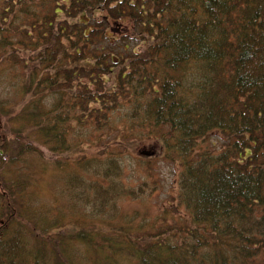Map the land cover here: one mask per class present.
Listing matches in <instances>:
<instances>
[{"label": "trees", "instance_id": "16d2710c", "mask_svg": "<svg viewBox=\"0 0 264 264\" xmlns=\"http://www.w3.org/2000/svg\"><path fill=\"white\" fill-rule=\"evenodd\" d=\"M10 2L0 78L26 102L7 127L23 144L0 140V264H75L79 243L96 264H117L127 249L137 264H264V0ZM127 20L141 40L122 49L114 31L132 27ZM12 58L13 69L1 68ZM124 107L131 116L120 126L141 132L128 149L151 142L177 158L190 221L156 233L139 224L122 243L96 227L40 226L46 219L27 206L21 179L32 155L44 147L70 156L87 130L92 139L103 127L115 134L113 115ZM122 134L105 148L123 141L125 150ZM17 169L18 179L9 175Z\"/></svg>", "mask_w": 264, "mask_h": 264}, {"label": "rangeland", "instance_id": "374dc122", "mask_svg": "<svg viewBox=\"0 0 264 264\" xmlns=\"http://www.w3.org/2000/svg\"><path fill=\"white\" fill-rule=\"evenodd\" d=\"M10 5V0H0V21L8 17L6 8L7 11H11ZM12 26L14 31L21 27L20 24H12ZM115 27L119 29V33L114 31V34H117L119 40L121 37L123 39L119 41L122 49L124 46L130 48L140 43L141 38L132 35L135 27L124 25ZM3 35L0 34V37ZM13 36L16 38L18 35L13 33ZM3 50L5 49L0 47V53ZM15 61L16 59L12 58L1 68L13 69ZM22 70L21 65L17 71L22 72ZM8 73L13 77L12 72L8 71ZM10 81L13 85L14 81ZM12 85L8 80L0 78V140L3 138L17 146L18 143L21 145L23 143L7 127L12 122V116L26 100L18 95L14 88L12 89ZM7 90L13 92L10 97L5 96ZM120 109L114 112L112 119V124H116L119 128L115 134L114 131L109 132L103 127L102 131L96 130L99 133L92 139L87 137L89 136L87 130L81 138L72 143L76 148L73 152L69 150L70 156L66 154L65 149L63 154L55 153L52 156V152L49 154L41 146H39L41 154L32 155L31 161H28L31 164L27 170H24L26 176H22L21 179L25 182L24 186L30 195L26 201L27 206L41 213L46 219H40V226L44 224L54 228L67 226L87 233L96 227L103 235L108 233L117 236L122 243L125 238L130 239L127 235L128 230L131 228V232L135 234L139 224L144 227L147 224L153 225V233H156L161 226L170 225L172 229L184 228L186 222L190 221L188 206L182 205L178 198L181 166L177 158L172 152L163 156L162 148L151 142L134 152L128 149L127 145L133 146L135 136H140L141 132L131 121L127 123L129 132L126 131L125 126H120L125 125V121L129 120L127 117L131 116L128 112L129 108H126L127 112L122 109L121 113H117ZM123 132L127 133L125 150L122 149L123 141L116 149L105 148L103 144L111 141L113 137L122 140ZM99 134L103 136L102 140L99 139ZM69 138L71 139V136ZM212 141L220 145L218 139L212 138ZM83 146L88 149H80ZM142 149L152 150L153 158H148L149 156L145 154L138 155V151ZM170 156L172 157L169 158ZM51 157L59 161L54 162ZM26 166L27 164L22 162L18 169ZM18 169L9 172V175L18 179ZM9 175L6 174V177L11 178ZM130 224L132 226L122 227ZM142 234L143 231L137 232L135 236ZM78 245L79 249L73 258L75 264H96L97 256L94 259L90 246L84 243ZM127 250H120L121 254L116 257L117 264H137L138 259L131 254L133 251ZM98 254L105 256L104 252ZM88 256L91 258L89 259Z\"/></svg>", "mask_w": 264, "mask_h": 264}]
</instances>
